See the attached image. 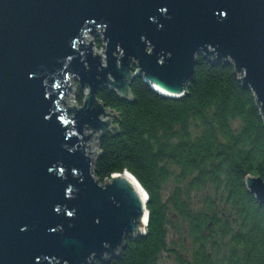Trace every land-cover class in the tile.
<instances>
[{
  "label": "water",
  "instance_id": "water-1",
  "mask_svg": "<svg viewBox=\"0 0 264 264\" xmlns=\"http://www.w3.org/2000/svg\"><path fill=\"white\" fill-rule=\"evenodd\" d=\"M198 54L231 62L264 117V0H0V264H90L144 231L137 179L93 176L117 130L96 93L131 99L138 76L180 97ZM244 183L264 206L262 177Z\"/></svg>",
  "mask_w": 264,
  "mask_h": 264
},
{
  "label": "trees",
  "instance_id": "trees-1",
  "mask_svg": "<svg viewBox=\"0 0 264 264\" xmlns=\"http://www.w3.org/2000/svg\"><path fill=\"white\" fill-rule=\"evenodd\" d=\"M240 78L231 62L198 54L180 97L164 96L138 76L131 99L97 91L117 113V130L98 140L92 173L102 183L127 170L143 187L149 253H174L153 222L156 209H173L191 224L190 236L205 228L202 243H189L190 264L198 256L202 264H264V206L244 183L247 175L264 180V117ZM76 99L81 103V92Z\"/></svg>",
  "mask_w": 264,
  "mask_h": 264
},
{
  "label": "flooded vegetation",
  "instance_id": "flooded-vegetation-1",
  "mask_svg": "<svg viewBox=\"0 0 264 264\" xmlns=\"http://www.w3.org/2000/svg\"><path fill=\"white\" fill-rule=\"evenodd\" d=\"M147 211L148 216L144 231L139 230L134 236L126 235L116 255L108 259L93 257L90 264H93L95 261H101L103 264H190L188 255L189 243L196 238L202 243L203 239L199 237L205 234V228H201V231L198 230L196 234L190 236L189 227L191 224L184 217L173 211V209H156L153 217L154 227L157 230H165L164 236L166 242L171 246L170 249L174 253L167 249L154 255L149 253L148 249L143 246V243H146L144 239L150 231L148 225L149 209ZM202 262V256H198L192 260V263L195 264H202Z\"/></svg>",
  "mask_w": 264,
  "mask_h": 264
},
{
  "label": "rangeland",
  "instance_id": "rangeland-1",
  "mask_svg": "<svg viewBox=\"0 0 264 264\" xmlns=\"http://www.w3.org/2000/svg\"><path fill=\"white\" fill-rule=\"evenodd\" d=\"M101 37H102V35H101L100 33H97V34L94 36V38H93V47H94L95 51H100V50L104 49L105 42L100 40ZM73 82H76V81L73 80ZM78 92H80V90L77 88V94H78ZM69 94H70V95H69ZM77 94H75L74 96L76 97ZM68 95H69V97L71 96V99H72V100H74V99H73L74 96H73L70 92H68ZM68 95H67V97H66V98H67V101H68ZM79 105H80V103H79ZM95 139H96V138H94L93 141H95ZM97 142H98V141L96 140V147H98V146H97V144H98Z\"/></svg>",
  "mask_w": 264,
  "mask_h": 264
},
{
  "label": "built area",
  "instance_id": "built-area-1",
  "mask_svg": "<svg viewBox=\"0 0 264 264\" xmlns=\"http://www.w3.org/2000/svg\"><path fill=\"white\" fill-rule=\"evenodd\" d=\"M103 50V49H102ZM72 86L74 87V91L73 92H70L73 96L75 95V94H77V85H76V82H73L72 81ZM79 89V88H78ZM80 90V89H79ZM81 92V94H82V97H83V91H80ZM70 95V94H69ZM69 95H68V100L69 101H67V98H66V101H67V103H74V104H76V105H78L79 106V103H78V101H77V97H78V95H79V92H78V94H77V96L75 97H73V99L74 100H72L71 99V96L69 97ZM70 98V99H69ZM81 104V103H80Z\"/></svg>",
  "mask_w": 264,
  "mask_h": 264
},
{
  "label": "bare ground",
  "instance_id": "bare-ground-1",
  "mask_svg": "<svg viewBox=\"0 0 264 264\" xmlns=\"http://www.w3.org/2000/svg\"><path fill=\"white\" fill-rule=\"evenodd\" d=\"M86 39H88V38H86ZM69 99H70V98H69ZM68 101H69V100H68ZM91 149H92V147L90 146V147H89V150H91ZM145 194H146V192H145Z\"/></svg>",
  "mask_w": 264,
  "mask_h": 264
}]
</instances>
